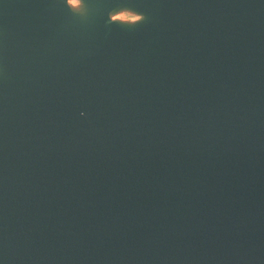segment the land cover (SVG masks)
<instances>
[{"label": "water", "instance_id": "95a60500", "mask_svg": "<svg viewBox=\"0 0 264 264\" xmlns=\"http://www.w3.org/2000/svg\"><path fill=\"white\" fill-rule=\"evenodd\" d=\"M0 264H264V0H0Z\"/></svg>", "mask_w": 264, "mask_h": 264}, {"label": "clouds", "instance_id": "9594fccd", "mask_svg": "<svg viewBox=\"0 0 264 264\" xmlns=\"http://www.w3.org/2000/svg\"><path fill=\"white\" fill-rule=\"evenodd\" d=\"M74 3H80V0H73Z\"/></svg>", "mask_w": 264, "mask_h": 264}]
</instances>
